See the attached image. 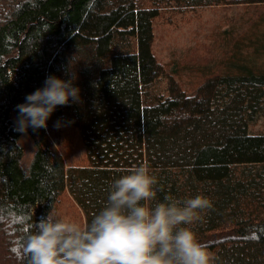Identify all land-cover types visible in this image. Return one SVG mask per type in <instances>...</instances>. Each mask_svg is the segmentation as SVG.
Here are the masks:
<instances>
[{"label":"trees","instance_id":"1","mask_svg":"<svg viewBox=\"0 0 264 264\" xmlns=\"http://www.w3.org/2000/svg\"><path fill=\"white\" fill-rule=\"evenodd\" d=\"M259 3L0 0V264H28L26 237L51 210L90 223L110 184L141 164L157 200L211 201L191 227L213 264H264V133L249 131L264 116V70L235 60L189 94L153 50L167 9ZM73 74L80 102L58 106L46 129L29 127L26 162L16 105L47 76ZM72 130L79 163L63 143Z\"/></svg>","mask_w":264,"mask_h":264},{"label":"clouds","instance_id":"2","mask_svg":"<svg viewBox=\"0 0 264 264\" xmlns=\"http://www.w3.org/2000/svg\"><path fill=\"white\" fill-rule=\"evenodd\" d=\"M76 77L45 78L17 104L14 130L46 129L58 106L80 102ZM56 127L60 126L57 121ZM156 178L146 165L132 167L109 186L107 200L90 223L81 225L50 211L26 237L28 264H213L214 257L191 225L211 201L196 195L157 200Z\"/></svg>","mask_w":264,"mask_h":264},{"label":"rangeland","instance_id":"3","mask_svg":"<svg viewBox=\"0 0 264 264\" xmlns=\"http://www.w3.org/2000/svg\"><path fill=\"white\" fill-rule=\"evenodd\" d=\"M264 4H230L165 10L155 22L153 50L166 72L193 94L208 75L231 67L235 60L264 70ZM262 41V42H261ZM169 76L160 84L166 87ZM251 133H264V116L250 123ZM68 163H79L82 144L76 130L65 133ZM21 143L29 162L35 146L27 133Z\"/></svg>","mask_w":264,"mask_h":264}]
</instances>
